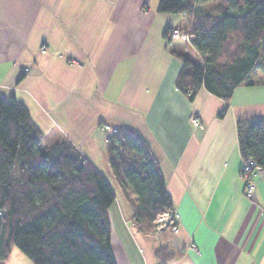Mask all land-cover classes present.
Listing matches in <instances>:
<instances>
[{
    "label": "crops",
    "instance_id": "crops-1",
    "mask_svg": "<svg viewBox=\"0 0 264 264\" xmlns=\"http://www.w3.org/2000/svg\"><path fill=\"white\" fill-rule=\"evenodd\" d=\"M158 2L0 0V96L24 104L46 143L70 142L105 176L115 195L117 264H162L160 249L171 254L166 264H264V175L246 198L236 133L238 118L264 117V79L238 85L228 101L203 85L190 99L175 85L180 56L200 54L185 39L166 42L163 31H187L191 18L158 12ZM101 124L146 142L177 232L134 224ZM0 264L33 263L13 248Z\"/></svg>",
    "mask_w": 264,
    "mask_h": 264
},
{
    "label": "trees",
    "instance_id": "trees-1",
    "mask_svg": "<svg viewBox=\"0 0 264 264\" xmlns=\"http://www.w3.org/2000/svg\"><path fill=\"white\" fill-rule=\"evenodd\" d=\"M205 1L159 0L157 11L191 18L189 41L200 54L180 56L176 87L191 99L203 85L228 101L238 85L264 79V0H228L220 14L199 13ZM175 28L165 26L166 42ZM115 128L106 141L109 165L134 224L153 231L155 217L172 207L158 162L132 129ZM236 133L243 160L264 166V117L238 118ZM114 199L105 176L70 142L46 143L24 104L0 96V260L17 248L33 264H117L108 216ZM158 257L172 258L166 249Z\"/></svg>",
    "mask_w": 264,
    "mask_h": 264
},
{
    "label": "built area",
    "instance_id": "built-area-1",
    "mask_svg": "<svg viewBox=\"0 0 264 264\" xmlns=\"http://www.w3.org/2000/svg\"><path fill=\"white\" fill-rule=\"evenodd\" d=\"M169 35L171 38H182L187 41L190 40L192 37V34L188 31H181L177 28L171 30L169 32ZM190 121L192 125L198 127L200 125L199 118L195 116L190 117ZM101 130L105 134V142L108 140V138L116 131V128L107 124L101 125ZM240 175L243 178L244 184H243V195L246 198H250L253 195V192L256 188V182L254 181V177L256 175H264V166L258 164L253 158H245L242 162ZM159 217V220H163L164 216H167L165 218L171 219V224L175 231H177V227L174 224V218L173 213L170 212V210L164 211L161 214L157 215Z\"/></svg>",
    "mask_w": 264,
    "mask_h": 264
},
{
    "label": "rangeland",
    "instance_id": "rangeland-1",
    "mask_svg": "<svg viewBox=\"0 0 264 264\" xmlns=\"http://www.w3.org/2000/svg\"><path fill=\"white\" fill-rule=\"evenodd\" d=\"M227 2H228V0H207L205 2H201L197 5V11L199 13L205 12V13H211V14H220L226 9ZM175 39H182V38H175ZM101 125H103V124H101ZM101 125H100V127H101ZM112 209H113V206L111 208L109 207L108 214H109L110 220H111L112 225H113L115 218L113 216V210ZM165 217H167V216H164V218H162L163 220H159V217L156 216L154 219V225H155L154 227L157 229H161V228H166L168 226H172L171 219L165 218ZM172 230L175 231L173 226H172ZM175 232H177V231H175Z\"/></svg>",
    "mask_w": 264,
    "mask_h": 264
}]
</instances>
